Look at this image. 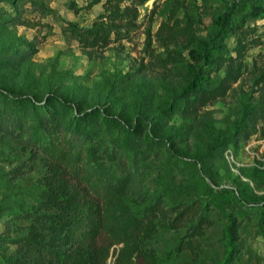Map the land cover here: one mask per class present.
<instances>
[{"label":"rangeland","instance_id":"rangeland-1","mask_svg":"<svg viewBox=\"0 0 264 264\" xmlns=\"http://www.w3.org/2000/svg\"><path fill=\"white\" fill-rule=\"evenodd\" d=\"M103 1H0V46L27 48L24 61L0 70V83L37 98L48 92L65 96L83 111L106 108L128 124L143 120L137 130L151 127L153 150L142 155L124 152L101 127L94 142L101 143L100 151L115 156L109 164V178L114 180L110 185L93 173L91 165L77 161L84 158L85 142L71 135L63 114L55 119L52 115L55 126L45 132V151L13 145L18 154H25L16 158L15 165L23 162L14 177L18 181L14 193L27 192L29 202L35 199L38 193L30 189L46 174L53 156H59L91 171L99 205L122 195L139 217L155 221L153 236L146 237L144 246L162 264H264V114L252 111L241 119L242 105L260 107L264 91V13H247L252 0H183L178 16L188 11L198 18L200 37L213 34L214 19L227 10L228 21L238 26L217 39L222 48L213 52L206 70L215 80L226 78L225 93L182 114L179 103L161 111L167 91L183 84L185 72L181 64L165 66L158 61L165 51L154 37L172 1L146 0L138 6L134 27L122 29L119 36L111 32L107 44L97 45L90 43L91 35H80L71 24L91 27L105 15ZM130 3L123 0L122 6ZM7 14L18 24L5 22ZM149 30L152 38L147 46ZM138 141L143 147L141 138ZM224 187L233 192L221 191ZM158 192L160 197L155 198ZM154 202L155 208L146 213ZM184 210L181 222L175 223L174 216ZM9 218L0 219V235L11 251L14 245L7 238L26 221ZM187 240L192 241L190 248L184 244ZM119 246H111L107 264H114V249Z\"/></svg>","mask_w":264,"mask_h":264},{"label":"trees","instance_id":"trees-1","mask_svg":"<svg viewBox=\"0 0 264 264\" xmlns=\"http://www.w3.org/2000/svg\"><path fill=\"white\" fill-rule=\"evenodd\" d=\"M7 1L14 3L16 0ZM99 1L90 0V3ZM145 1L131 0L130 4L122 6L123 0H104L103 18L86 29H79L74 24L71 26L80 35H91L90 43L105 45L110 40L111 32L119 36L122 29L128 31L135 26L138 6ZM171 1L166 17L154 32L155 40L165 51V56L158 58V61L165 66L169 63L181 64L185 78L183 84L167 91L165 106L161 111L179 103L181 113L186 114L225 93L226 78L215 80L206 70L210 67L213 52L222 48L217 39L228 35L230 28L238 26V23L228 21L227 10L214 19L215 32L200 37L196 26L199 19L188 11H184L182 17L178 16L185 2ZM247 13L250 16L264 13V2L252 0ZM153 14L154 10L151 9L150 17ZM9 16L7 14L4 17L5 22L18 24L15 18ZM151 38L149 30L145 37L147 46ZM22 47L0 46V70L12 63L24 61L27 48ZM259 103L260 107L245 102L241 119L252 111L264 114V91ZM52 105L57 108L56 111L50 108ZM59 113L68 119L66 125L71 135L80 137L86 144L84 158L77 161L91 165L93 173L107 179L110 185H113L114 180L109 178V164L115 156L109 150L100 151L101 143L94 142L101 127L107 130L124 152L142 155L153 150L151 127L146 125L144 132L137 130L143 120L128 124L106 108L98 106L91 111H83L65 96L48 92L47 97L37 98L34 94L18 92L0 83V219L6 216L10 220L16 218L26 221L24 226L15 228L18 231L13 236L7 238L9 244L14 245L13 250L8 251L7 243L1 242L4 238L0 235V264H107L113 244H120L114 249V264H134L136 258H141L139 264H162L155 252L144 246L146 237L153 236L155 221L145 215L139 217L122 195L121 198H108L105 206L99 205L93 196V192L98 193V190L92 186L91 171L77 163L68 164L61 157L53 156L46 174L43 173L42 179L30 189L38 193L35 199L29 202L26 199L27 192L14 193L18 183L14 177L23 162L15 165L18 162L16 158L25 156L18 154L14 143L30 145V151L33 152L36 148L45 151V132L47 129L53 131L55 123L52 122V115L55 119ZM232 130L235 132L237 128ZM138 138H141L143 147ZM230 138L228 136L224 142ZM221 191L233 192L226 187L221 188ZM154 197L159 198L160 192ZM155 205L156 202L150 204L146 213L151 212ZM184 212L174 216L175 223L181 222ZM226 232L231 236V224L227 225ZM184 244L190 248L192 241L187 240Z\"/></svg>","mask_w":264,"mask_h":264}]
</instances>
